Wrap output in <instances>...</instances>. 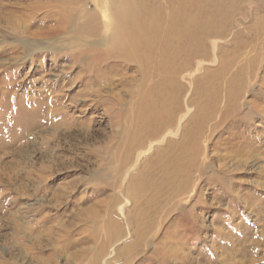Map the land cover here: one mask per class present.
Returning <instances> with one entry per match:
<instances>
[{"label":"rangeland","instance_id":"374dc122","mask_svg":"<svg viewBox=\"0 0 264 264\" xmlns=\"http://www.w3.org/2000/svg\"><path fill=\"white\" fill-rule=\"evenodd\" d=\"M97 1L0 0V264H264V0H192L219 18L94 94Z\"/></svg>","mask_w":264,"mask_h":264},{"label":"bare ground","instance_id":"6f19581e","mask_svg":"<svg viewBox=\"0 0 264 264\" xmlns=\"http://www.w3.org/2000/svg\"><path fill=\"white\" fill-rule=\"evenodd\" d=\"M95 1L97 4L96 6L98 7V1ZM164 1L165 7L168 9L167 13L162 10L161 6L159 5V0H125V4H122L121 7H116L115 1L111 0L110 8L113 10V15L111 13V17H114L113 19H115L116 22L113 20V25L111 27L109 25V21H106L107 18L104 14L105 11L103 10L105 9L104 6L101 9L99 8L102 12V20L106 21L103 25L105 26V29H103V34L101 32V26L98 24L96 18L100 15H98V13H96L94 10L85 11V21L80 23L77 22V24L72 26V31L75 33V36H80L81 39H84L83 41L90 38V43L92 44L106 45L104 53L100 55L101 60L106 62V66L105 64L104 66L99 65L98 61L95 62L96 60L94 55H92L91 61H88V63L84 64L86 65L84 69L89 73V78L86 79L85 86H87L88 89H90V87H95L93 91L94 94L98 92L97 88L105 86V78L113 71V67L109 66L110 63H112V60H126L127 63H138L140 66L145 63L146 65V63H148L146 61L149 60L148 58H150L149 54L161 53L168 55L169 51H173L174 49L178 50L179 46H174L173 48L170 46H173L174 44L179 45L181 37L186 38L194 36L197 29H200L201 26L206 23H210L215 15L217 16V14L206 16L208 15L206 13L202 15V13H200L201 9L199 6L193 7L189 5L192 0ZM162 5L164 6L163 3ZM36 6L39 11L43 9V6H38V4H35L34 8ZM78 10L79 12L84 11V9L82 10L81 8ZM152 11H157V13L153 17H150V12ZM217 17H215V19ZM138 20L139 22L137 23ZM69 24V20H59L56 22V24H51L48 27L42 26V28L37 33L31 34L36 38H41L44 40L47 39V42H50L48 47L53 51L54 49L56 50L54 44L55 39L59 35L62 36L70 30L71 27ZM77 40H79V37ZM36 41L33 40V43L26 47L35 46L34 42ZM65 42H67V40ZM156 45L159 46L158 49H156ZM82 46L83 45L81 44L79 47ZM58 49L60 52L61 50H66L65 45L63 46L62 44L60 47H58ZM75 50H77V48H75ZM78 53H80V50H78ZM72 55L75 57L73 60L77 62L80 61V56H78L76 53ZM95 55L99 56L97 54ZM163 61H165V59ZM161 65L165 66L163 62ZM165 78L166 76L163 77V79ZM178 185H180V183H178Z\"/></svg>","mask_w":264,"mask_h":264}]
</instances>
